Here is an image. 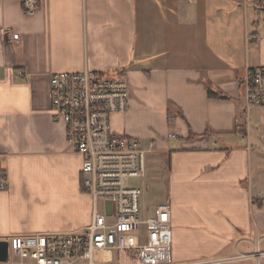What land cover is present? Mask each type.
Masks as SVG:
<instances>
[{"label": "crops", "instance_id": "0c3cea01", "mask_svg": "<svg viewBox=\"0 0 264 264\" xmlns=\"http://www.w3.org/2000/svg\"><path fill=\"white\" fill-rule=\"evenodd\" d=\"M24 2L0 0V240L90 223L83 159L50 101L52 73L88 68L127 80L112 129L169 169L174 260L195 237L222 254L198 261L264 264V107L248 109L244 84L264 66V0Z\"/></svg>", "mask_w": 264, "mask_h": 264}, {"label": "built area", "instance_id": "2783aa9c", "mask_svg": "<svg viewBox=\"0 0 264 264\" xmlns=\"http://www.w3.org/2000/svg\"><path fill=\"white\" fill-rule=\"evenodd\" d=\"M24 4L31 14L37 0ZM244 84L248 109L264 107V66L247 69ZM130 98L129 83L122 77L88 68L51 74V111L64 125L72 151L83 159L82 186L91 197L90 223L79 231L1 239L9 244V257L0 264H231L259 257L255 253L186 263L174 260L171 203L149 205L142 200L143 189L130 183L146 176L148 150L140 140L112 129L113 115L125 113ZM8 184L7 176L0 174V189Z\"/></svg>", "mask_w": 264, "mask_h": 264}, {"label": "rangeland", "instance_id": "374dc122", "mask_svg": "<svg viewBox=\"0 0 264 264\" xmlns=\"http://www.w3.org/2000/svg\"><path fill=\"white\" fill-rule=\"evenodd\" d=\"M147 156L148 158L146 159V176L144 178H133L131 179L130 183L132 185H137L143 189L144 195L142 197V200L149 205H155L161 202H172V200L170 199L171 185H169L167 181V178L169 177V169L163 168L162 165L158 163L156 164L153 160L151 162L149 159V155ZM99 209H103L102 201H99ZM184 210L186 211L187 209ZM192 247L196 250L195 252H189L185 248L182 249V246L180 244L181 255H183L184 258L181 261L188 260L187 262H190L205 260V258H218L222 255L221 253H219V255L213 257L205 256V246L201 247V243H199V241H197L195 237H193ZM173 252V256H175L174 241ZM262 262L264 263V259L262 260Z\"/></svg>", "mask_w": 264, "mask_h": 264}, {"label": "water", "instance_id": "95a60500", "mask_svg": "<svg viewBox=\"0 0 264 264\" xmlns=\"http://www.w3.org/2000/svg\"><path fill=\"white\" fill-rule=\"evenodd\" d=\"M9 257V244L6 240H0V261H7Z\"/></svg>", "mask_w": 264, "mask_h": 264}, {"label": "trees", "instance_id": "16d2710c", "mask_svg": "<svg viewBox=\"0 0 264 264\" xmlns=\"http://www.w3.org/2000/svg\"><path fill=\"white\" fill-rule=\"evenodd\" d=\"M209 94L212 96V95H214V96H222L223 98H225L223 95H220V94H217V93H215L214 91H212V89L209 91Z\"/></svg>", "mask_w": 264, "mask_h": 264}]
</instances>
